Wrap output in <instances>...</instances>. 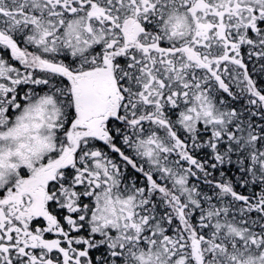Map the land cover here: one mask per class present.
I'll list each match as a JSON object with an SVG mask.
<instances>
[{
    "label": "snow or ice",
    "instance_id": "6c2138e0",
    "mask_svg": "<svg viewBox=\"0 0 264 264\" xmlns=\"http://www.w3.org/2000/svg\"><path fill=\"white\" fill-rule=\"evenodd\" d=\"M0 264H264V0H0Z\"/></svg>",
    "mask_w": 264,
    "mask_h": 264
}]
</instances>
